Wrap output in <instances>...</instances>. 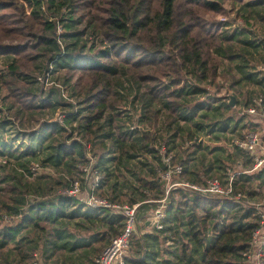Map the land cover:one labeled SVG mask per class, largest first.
Here are the masks:
<instances>
[{"label":"trees","instance_id":"16d2710c","mask_svg":"<svg viewBox=\"0 0 264 264\" xmlns=\"http://www.w3.org/2000/svg\"><path fill=\"white\" fill-rule=\"evenodd\" d=\"M0 61V264H97L125 221L67 192L89 190L84 165L96 195L137 204L128 264H250L264 167L237 173L239 201L177 187L161 228L145 217L170 164L182 165L171 180L201 184L250 168L232 139L264 120V0H0ZM58 71L66 93L52 84L31 99L26 84ZM224 75L234 105L216 95ZM258 96L260 114L238 113Z\"/></svg>","mask_w":264,"mask_h":264},{"label":"built area","instance_id":"2783aa9c","mask_svg":"<svg viewBox=\"0 0 264 264\" xmlns=\"http://www.w3.org/2000/svg\"><path fill=\"white\" fill-rule=\"evenodd\" d=\"M60 30L61 27L58 26V31ZM261 101L262 98L260 96L254 97L253 103L248 106L241 107L238 113L241 115L260 114L262 107ZM57 120L60 121L61 117ZM232 143L248 151L252 157V163L248 169L229 172V176L225 183H222L220 178L216 176L207 178L204 184L190 182L186 179L173 181L171 180L172 176L180 173L182 170V165L178 162L170 164L168 168L161 173V177L166 181V191L165 196L158 200L159 204L151 210L147 217L148 224L151 228H161L163 225L162 218L165 215L164 209L166 195L170 189L181 187L187 190H194L214 196L226 197L232 199L233 201H239L246 197L242 191L234 188V180L239 172H250L264 167V137L258 129H248L245 130L241 136L234 137L232 139ZM160 150H165L164 144H161ZM170 158V154L164 156V160L166 162H169ZM82 168L86 171V179L93 176L94 180L90 183V185L87 184L89 187V190L86 189L87 197L82 200L91 207H108L114 212L123 215L125 221L121 233L112 238L111 242L98 254L95 261L97 264H128L126 256L130 254L129 238L137 225V204L119 202L112 203L107 199L96 195L93 190L99 178V174L92 172L89 165H84ZM167 183L169 184L167 185ZM255 188L256 190H259V187ZM78 191H80V183L78 181H75L73 187L67 190L69 194L75 195H77ZM250 203L256 207L258 214L260 215V225L253 231L251 244L245 250L244 256L250 264H263L262 245L264 244V197L258 201H251ZM34 264H42V262L36 257Z\"/></svg>","mask_w":264,"mask_h":264},{"label":"rangeland","instance_id":"374dc122","mask_svg":"<svg viewBox=\"0 0 264 264\" xmlns=\"http://www.w3.org/2000/svg\"><path fill=\"white\" fill-rule=\"evenodd\" d=\"M226 7H228V6H226ZM232 14H233V13H231L230 11L227 12V13H225V14H220V13H219V14H215V15H214V18L217 19V20H219V21H222V20L224 21L225 19L231 17ZM204 15H205L206 17H209V16L211 15V13L207 12V13H205ZM82 26H83V24L80 25V27H82ZM2 67H3V64H2V62L0 61V68H2ZM257 67H258L259 69L264 68L263 66H260V65H258ZM263 70H264V69H263ZM62 75H63V71H58V72H54V73L49 72V73H47L46 75H45L44 73H38V74H37V77H38V80H37V81H35L34 83H28V84H26L25 88H26L27 94L31 97V99L37 101V100H39L40 95L43 94L44 92H47V90L49 89V87H50L52 84H55V85L60 86V88H61L62 90H64V92L66 93L65 87H64L63 85L60 84V83H61V81H60L61 78H60V77H62ZM225 78H226L225 75H224V77H220V78H219V83L222 84V86H220L219 92H216V91H217V90H216V87H214V86H210V90H211L212 92H216V93H217V94H216L217 96H221V97H223L222 99H226V97H227L229 94L232 95V93H233V89L230 88V87L227 85V83H226V81H225ZM247 87L250 88L251 85H248ZM242 89H243L242 91H244V90H245V87H243ZM64 92H63V93H64ZM240 96H242V95H241L240 93L237 92V97L240 98ZM64 99L67 100V98H64ZM233 99H234V102H235V97H234ZM62 111H63V110H62L61 108L56 109L53 113H51V115H50V116H51V119H58L59 117H61V115H62ZM44 112H45L47 115L49 114L48 109L44 110ZM21 123H23L22 127H24V129H25L26 131L34 130V129H36V128L38 127L37 122H35V120H33V119H28L27 117L23 118L22 121H21ZM258 127L260 128L261 133L264 134V120H262V121L260 122V125H259ZM258 127H257V128H258ZM3 138L6 139L5 137H3ZM200 138H201L202 140H204V141H208V140H209V139H208L206 136H204V135H201ZM18 141H19V142H17V140H16V142L14 141V143H17V144L19 145V147L21 148V144H20V143L23 141V139L18 140ZM23 143H28V139H26V140L24 139ZM210 143H212V142H210ZM183 149H185V146H184V148H181V151H182ZM181 151H180V152H181ZM171 154H172V153H171ZM234 168H235V169H239V168H242V167L235 166ZM244 169H248V168H244ZM244 169H239V170H237V171H242V170H244ZM92 181H94V180H93V176L88 177V179L86 180V182H87L88 185H90V183H91ZM173 181H174V180H173ZM168 184H169V183H167V185H168ZM86 193H87V192H86V189L80 188V191H78L77 195H78L81 199H85V198L87 197V194H86ZM150 212H151V211L148 212V214L146 215V217L143 216L141 219H143L144 217L147 218ZM38 257H39V256H38ZM39 260L41 261L40 258H39Z\"/></svg>","mask_w":264,"mask_h":264},{"label":"water","instance_id":"95a60500","mask_svg":"<svg viewBox=\"0 0 264 264\" xmlns=\"http://www.w3.org/2000/svg\"><path fill=\"white\" fill-rule=\"evenodd\" d=\"M233 98H234V96L231 95V97H230V104H231V105H234V99H233Z\"/></svg>","mask_w":264,"mask_h":264},{"label":"crops","instance_id":"0c3cea01","mask_svg":"<svg viewBox=\"0 0 264 264\" xmlns=\"http://www.w3.org/2000/svg\"><path fill=\"white\" fill-rule=\"evenodd\" d=\"M145 226L147 227V229H150L151 228L150 225L148 224V221L147 220L145 222Z\"/></svg>","mask_w":264,"mask_h":264}]
</instances>
